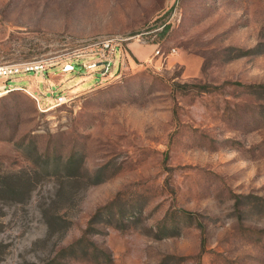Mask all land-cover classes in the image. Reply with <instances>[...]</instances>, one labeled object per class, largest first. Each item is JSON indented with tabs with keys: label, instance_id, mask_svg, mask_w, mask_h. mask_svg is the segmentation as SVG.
Here are the masks:
<instances>
[{
	"label": "rangeland",
	"instance_id": "374dc122",
	"mask_svg": "<svg viewBox=\"0 0 264 264\" xmlns=\"http://www.w3.org/2000/svg\"><path fill=\"white\" fill-rule=\"evenodd\" d=\"M32 63L0 78V264H264V0H0V67Z\"/></svg>",
	"mask_w": 264,
	"mask_h": 264
},
{
	"label": "built area",
	"instance_id": "2783aa9c",
	"mask_svg": "<svg viewBox=\"0 0 264 264\" xmlns=\"http://www.w3.org/2000/svg\"><path fill=\"white\" fill-rule=\"evenodd\" d=\"M138 42H144L143 40H138ZM119 44L114 43L112 40H105L101 42L100 44L96 46L89 47L85 49L83 52L75 53L73 56L68 58V61L66 63V71H72L73 70V64L78 65L80 67V64L83 58L89 57V58H94L92 61V66L94 68H99L101 67V72L104 70V66L99 64L108 62L109 66L106 71L110 70L114 66V58H115V53L118 51L117 46ZM174 50H171L170 53L165 55L163 52H161L159 49L155 50L153 58H156L157 61L159 62H164L168 59L170 54L174 53ZM91 65V64H89ZM44 67L46 65H43L42 63H32V64H23V65H13V66H3L0 67V78L4 79H9L13 76H17L22 73H39L44 70ZM85 66L82 65L81 68H84ZM105 73V74H106ZM101 74V73H100Z\"/></svg>",
	"mask_w": 264,
	"mask_h": 264
},
{
	"label": "crops",
	"instance_id": "0c3cea01",
	"mask_svg": "<svg viewBox=\"0 0 264 264\" xmlns=\"http://www.w3.org/2000/svg\"><path fill=\"white\" fill-rule=\"evenodd\" d=\"M130 51H131V54L133 57H135L136 59H143L145 56V54L148 52H151V48H133V47H130L129 48Z\"/></svg>",
	"mask_w": 264,
	"mask_h": 264
},
{
	"label": "water",
	"instance_id": "95a60500",
	"mask_svg": "<svg viewBox=\"0 0 264 264\" xmlns=\"http://www.w3.org/2000/svg\"><path fill=\"white\" fill-rule=\"evenodd\" d=\"M100 65L104 66V70L101 72V75H104L106 73L107 69H108L109 63L105 62V63L99 64L98 66H100ZM73 70L75 72H80V73H84L85 72V69L84 68H80L78 65H74L73 66Z\"/></svg>",
	"mask_w": 264,
	"mask_h": 264
},
{
	"label": "trees",
	"instance_id": "16d2710c",
	"mask_svg": "<svg viewBox=\"0 0 264 264\" xmlns=\"http://www.w3.org/2000/svg\"><path fill=\"white\" fill-rule=\"evenodd\" d=\"M263 88H264V87H263ZM77 246H78V245H77ZM77 246H76V247H77ZM76 247H75V246H71V247H69V249L72 250V254L75 253V249H76ZM63 252H66V251H63Z\"/></svg>",
	"mask_w": 264,
	"mask_h": 264
},
{
	"label": "bare ground",
	"instance_id": "6f19581e",
	"mask_svg": "<svg viewBox=\"0 0 264 264\" xmlns=\"http://www.w3.org/2000/svg\"><path fill=\"white\" fill-rule=\"evenodd\" d=\"M4 93H6V92H4ZM4 93H2V94H4ZM2 94H0V96H1Z\"/></svg>",
	"mask_w": 264,
	"mask_h": 264
}]
</instances>
